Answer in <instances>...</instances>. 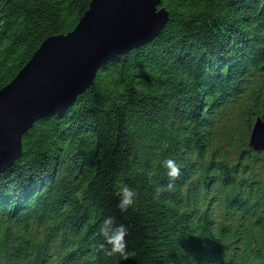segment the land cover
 <instances>
[{"label":"trees","instance_id":"16d2710c","mask_svg":"<svg viewBox=\"0 0 264 264\" xmlns=\"http://www.w3.org/2000/svg\"><path fill=\"white\" fill-rule=\"evenodd\" d=\"M90 1L0 0V90ZM160 7L156 37L24 134L0 174V264H264V151L249 144L264 116V0ZM108 217L127 228L122 252Z\"/></svg>","mask_w":264,"mask_h":264},{"label":"water","instance_id":"95a60500","mask_svg":"<svg viewBox=\"0 0 264 264\" xmlns=\"http://www.w3.org/2000/svg\"><path fill=\"white\" fill-rule=\"evenodd\" d=\"M162 0H91L75 28L47 37L0 90V174L23 153V136L74 104L109 60L156 37L169 20ZM264 150V116L249 142Z\"/></svg>","mask_w":264,"mask_h":264},{"label":"clouds","instance_id":"9594fccd","mask_svg":"<svg viewBox=\"0 0 264 264\" xmlns=\"http://www.w3.org/2000/svg\"><path fill=\"white\" fill-rule=\"evenodd\" d=\"M166 165L169 169L168 175L171 177H176L180 173V166L176 163L174 159L169 158L166 161ZM172 185L169 184L168 188H171ZM163 187H159L157 192L163 191ZM136 193L131 187L125 186L120 190V199L119 207L121 210L126 211L129 206H132L135 203ZM105 227L102 229L104 235L108 242L112 245V252L124 251L126 247L125 235L127 233V228L125 225H114L113 218L108 217L104 221Z\"/></svg>","mask_w":264,"mask_h":264},{"label":"rangeland","instance_id":"374dc122","mask_svg":"<svg viewBox=\"0 0 264 264\" xmlns=\"http://www.w3.org/2000/svg\"><path fill=\"white\" fill-rule=\"evenodd\" d=\"M248 137V136H247ZM251 137V136H250Z\"/></svg>","mask_w":264,"mask_h":264}]
</instances>
